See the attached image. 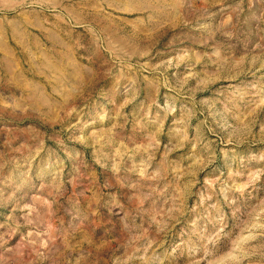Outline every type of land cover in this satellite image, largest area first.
<instances>
[{
	"label": "rangeland",
	"instance_id": "rangeland-1",
	"mask_svg": "<svg viewBox=\"0 0 264 264\" xmlns=\"http://www.w3.org/2000/svg\"><path fill=\"white\" fill-rule=\"evenodd\" d=\"M0 264H264V0H0Z\"/></svg>",
	"mask_w": 264,
	"mask_h": 264
}]
</instances>
